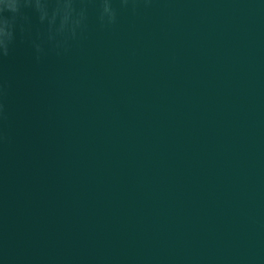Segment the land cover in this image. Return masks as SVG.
<instances>
[{"label":"water","instance_id":"obj_1","mask_svg":"<svg viewBox=\"0 0 264 264\" xmlns=\"http://www.w3.org/2000/svg\"><path fill=\"white\" fill-rule=\"evenodd\" d=\"M109 2L0 0V264H264V0Z\"/></svg>","mask_w":264,"mask_h":264},{"label":"clouds","instance_id":"obj_2","mask_svg":"<svg viewBox=\"0 0 264 264\" xmlns=\"http://www.w3.org/2000/svg\"><path fill=\"white\" fill-rule=\"evenodd\" d=\"M128 2H129V0H120V3L124 4V5H126ZM100 3L102 4L101 17H100L101 21L102 22L105 21V18H106L107 23H109V24L113 23L115 21V10L111 7L109 0H100ZM7 23L9 24V26L11 28L10 23L8 21H7ZM79 24H80V22H78V24L76 26H79ZM75 27L71 28V29H66L63 25H61V27L57 30V34H62L67 30V31H70L74 35L75 34ZM54 39L55 38H53V37H49L48 40L51 41ZM11 40H12V38H11ZM11 40H10V42H11ZM9 43H8V45H9ZM8 45L4 47V50L2 52H0V57L7 56L9 54V46ZM57 46H59V43L57 44ZM33 47L37 53V59H39V54L43 51V48H42L40 43H35V42H33Z\"/></svg>","mask_w":264,"mask_h":264}]
</instances>
